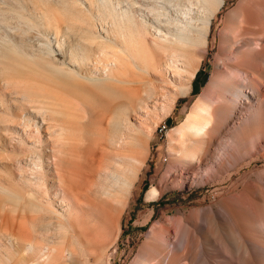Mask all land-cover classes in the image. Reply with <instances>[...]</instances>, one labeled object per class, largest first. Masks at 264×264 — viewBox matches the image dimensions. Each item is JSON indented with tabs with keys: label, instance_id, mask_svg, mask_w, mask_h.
<instances>
[{
	"label": "bare ground",
	"instance_id": "obj_1",
	"mask_svg": "<svg viewBox=\"0 0 264 264\" xmlns=\"http://www.w3.org/2000/svg\"><path fill=\"white\" fill-rule=\"evenodd\" d=\"M93 2L98 9H105L99 19L100 28L89 36L82 27L75 24L69 27L71 30L76 26L82 34L84 31L82 37L92 44L93 54L83 46L69 45L68 51L67 39L60 38L57 24L47 12H34L35 20L29 18L26 27L42 33L43 40L47 41L44 49L48 50L46 53L57 70L70 77L76 74L75 79H80L77 80L81 93L79 103L87 111H94L95 117L91 112L78 113L77 100L72 95L49 90L43 81H27L23 85L14 80L13 84L6 85L14 89L16 101L22 98L21 113H26L11 122L21 120L25 128L32 129L23 130L26 136L35 135L41 143V124L56 122V130L50 136L55 139L52 161L58 175L57 186L55 183L52 186L43 168L42 155L28 162L35 175L31 179L42 195L38 190L29 191L25 202L40 204L41 213L56 225L48 227L32 217L24 227L15 222L11 229L3 230L5 233L0 234L3 239H19L18 245L27 252L12 264H60L68 243L76 237L75 222L87 224L88 214L94 211L103 213L100 216L104 232L119 222L148 154L147 143L138 136L148 134L150 128V118L143 117H138L144 121L141 128L131 126L128 105L123 109L121 106L125 99L130 100L134 102L132 110L146 108L148 111L144 112L149 117L152 109L159 110L162 112L159 123H162L166 114L173 113L180 97L192 95L199 65L209 50L214 20L226 4V0ZM29 33L27 30L26 36ZM51 34L57 39V47L52 48ZM219 38L218 61L207 86L195 99L182 124L168 134L179 149L169 168L178 163L174 172L181 181L191 172L198 178L200 165L206 167L205 184L228 171L231 162L228 151L233 148V142L225 146L224 131L240 125L234 134L238 137L245 130L241 128L245 118L242 121L240 118L252 112L255 101L260 98L256 85L264 81V0H240L226 14ZM57 52L70 59L62 62ZM164 63L165 70L173 73V80L177 76L184 80L181 78L175 93L169 92L170 96L162 91L160 98H142L138 85L143 74L149 73L150 68L161 73ZM34 87L40 88L38 93L33 92ZM148 99L153 104H147ZM262 105L264 111V100ZM111 112L112 129L105 121ZM221 148L219 158H214V153ZM39 173L41 178L36 177ZM219 193L208 207L170 221L163 219L159 229L156 224L151 227L147 245L161 255L165 264H264V185L245 186L241 197ZM160 195V189L153 186L146 199L152 201ZM29 211L36 214L37 207ZM18 227H21L20 236ZM40 237L42 241L37 243L36 238ZM7 258L12 260L10 256ZM0 264H3L1 256ZM136 264L162 263L142 252Z\"/></svg>",
	"mask_w": 264,
	"mask_h": 264
},
{
	"label": "rangeland",
	"instance_id": "obj_2",
	"mask_svg": "<svg viewBox=\"0 0 264 264\" xmlns=\"http://www.w3.org/2000/svg\"><path fill=\"white\" fill-rule=\"evenodd\" d=\"M76 1L0 0V222H8L7 225L0 226V234L5 233L3 231L5 229H11L15 222L24 227V224H28L32 217H36L38 223H44L48 227L49 225H56V222H52L47 218V215L41 213L40 204H27L25 202L26 197L29 196V191L37 192L38 190L41 194V190L35 186V181L31 179L35 175L32 174V167L28 165V162L35 160L38 155L43 157V168L47 173L48 182L52 186L54 183L55 186L58 184L56 166L52 161L55 139L50 136L56 130L54 127L56 122L41 124V143L34 134L30 138L26 136L23 130L32 129L25 128L19 122L21 120L11 122V119L26 113H21L20 102L22 98H18L20 102L16 101L14 89L7 88L6 85L7 82L10 85L13 84L14 80L23 85L27 81H43L49 90L72 95L77 100L75 106L78 108L76 110L78 113L91 112L79 103L81 93H79L80 89L77 86L79 81L77 80L80 79H75L76 74L70 77L65 75L63 71L57 70L53 65L54 63L51 62V57L46 53L48 50L44 49V43L46 44L47 41L43 40L42 33L38 30L31 31L26 27L29 18L35 20L34 12H47L55 20L60 31V38L67 39L66 48L68 51L70 50L69 45L71 47L83 46L85 51H90V54H93L92 44L86 41L87 38L82 37L84 31L83 34L81 31L86 30L91 36L94 31L98 30L101 24L99 19L104 15L105 9L103 7L98 9L93 0ZM239 2L240 0H226L225 6L214 20L209 50L199 65L198 75L192 84V95L180 97L173 113L171 115L166 114L165 121L159 123V117L162 116V112L159 110L153 112L152 109L149 117L144 112L148 111L146 108L143 111L137 109L135 112L131 107L134 102L124 100L121 109L128 105V123L131 126L141 128L144 121L138 117L150 118L148 134L138 136L140 140L147 143L146 148L148 150L140 178L136 182L134 193L130 196L128 205L122 210L119 222H116L118 224L114 223L110 230L104 232L102 229L100 214L103 213L100 211L89 213L85 221H88L87 224L81 225L80 221L75 222L77 225L76 237L70 242L68 241L67 251L60 260V264H136L142 252L145 253L146 257L154 258L155 262L159 261L165 264L161 255L147 245L150 229L154 224L159 229L163 219L170 221L175 217H181L183 214L189 215L192 210L208 207L215 198L219 197L221 194L219 192H229L228 196L241 197L245 186L264 185V111L262 110L264 81L260 85H256L259 86L260 98L255 101L252 112L246 113L240 118V121L243 117L245 118L241 126V128L245 127V130L238 137H235L234 134L238 132L237 129L240 128V125H236L230 131H224L225 146L231 145L233 142V148L228 151L231 162L227 166L228 171L222 177H217L212 182L205 184L207 181V175L204 174L206 167L200 165L198 178H194L191 172L181 181L174 172L178 163L174 162L172 169L169 168L171 161L177 158L176 154H179V149L175 146L178 143L169 139L168 134L182 124L195 99L207 86L214 71L215 63L218 61L219 37L224 27L225 16L230 10L237 7ZM92 22L95 23L96 27ZM32 23L35 24L34 21ZM73 24L83 29H77L74 25L75 27L69 30ZM27 30L30 33L26 36ZM50 38L52 48L57 47L55 35L51 34ZM167 49L170 48L167 47ZM57 56L62 62L70 59L68 56L63 57L59 52H57ZM34 60L36 63H33ZM67 66L72 67L69 64ZM165 67L164 63L163 68L159 70L161 73L150 68L149 73L143 74L145 76L141 78V84L138 85L141 88L138 92L142 98L159 97L162 91L168 93V96H170L169 92L175 93V86L184 77L177 76V80H173L175 79L173 73L171 71L168 73L169 71L167 72ZM169 75L172 79L169 78ZM5 77L8 78L4 79ZM39 89L34 87L32 90L38 93ZM153 92L156 95H151ZM19 95L22 96V94ZM2 99L4 104H2ZM147 102V104H153L150 99ZM22 105L24 108H28L27 105ZM93 112H91L92 116L95 117ZM112 116L113 112L108 114L105 120L109 126L113 122L114 116ZM95 120L93 119L94 122ZM110 127L112 129V126ZM21 137L24 138V142ZM222 151L221 148L219 152H215L214 158H219ZM209 162L208 160L206 163ZM178 170L183 171L184 169L178 168ZM41 176L40 173L36 175L38 178ZM153 186L160 189L161 195L155 200L148 201L146 199L147 193ZM48 187L51 190L52 187L49 184ZM247 200L249 201L248 198ZM34 207H37L36 214L29 211V208ZM18 228L17 231L20 236L21 227ZM0 237V256L3 264H12L13 261H19L21 256L27 255V252L18 245L19 239H3L2 235ZM36 241L41 243V237L36 238ZM6 256H10L12 260H8ZM19 264L24 263L20 262Z\"/></svg>",
	"mask_w": 264,
	"mask_h": 264
},
{
	"label": "trees",
	"instance_id": "obj_3",
	"mask_svg": "<svg viewBox=\"0 0 264 264\" xmlns=\"http://www.w3.org/2000/svg\"><path fill=\"white\" fill-rule=\"evenodd\" d=\"M197 75H198V73H197ZM196 77H197V76H196ZM195 79H196V78H195ZM195 79H194V80H195Z\"/></svg>",
	"mask_w": 264,
	"mask_h": 264
}]
</instances>
